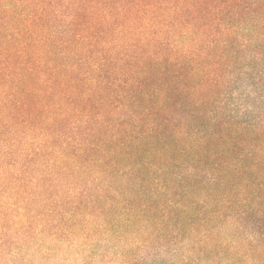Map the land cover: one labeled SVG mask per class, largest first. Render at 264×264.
Returning <instances> with one entry per match:
<instances>
[{"label": "trees", "instance_id": "16d2710c", "mask_svg": "<svg viewBox=\"0 0 264 264\" xmlns=\"http://www.w3.org/2000/svg\"><path fill=\"white\" fill-rule=\"evenodd\" d=\"M38 236L264 264V0H0V253Z\"/></svg>", "mask_w": 264, "mask_h": 264}, {"label": "rangeland", "instance_id": "374dc122", "mask_svg": "<svg viewBox=\"0 0 264 264\" xmlns=\"http://www.w3.org/2000/svg\"><path fill=\"white\" fill-rule=\"evenodd\" d=\"M222 231L235 233L236 228L225 226ZM224 242L227 244H222L221 249L215 250L214 259L211 261L201 260L197 257V252L188 251V254L183 247L186 246L185 244L147 256H144L146 252L142 249L125 262L111 250L105 251L86 245H70L67 242L63 243L38 236L25 240L20 246L22 249L9 250L10 253H0V264H219L215 259L236 254L235 251H237L233 240ZM190 254L191 257H189ZM236 257L237 262L234 264H250L245 256L237 255ZM228 264H233V261Z\"/></svg>", "mask_w": 264, "mask_h": 264}]
</instances>
